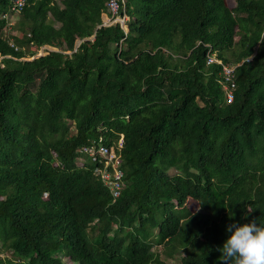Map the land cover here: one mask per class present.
I'll return each mask as SVG.
<instances>
[{
    "label": "trees",
    "instance_id": "16d2710c",
    "mask_svg": "<svg viewBox=\"0 0 264 264\" xmlns=\"http://www.w3.org/2000/svg\"><path fill=\"white\" fill-rule=\"evenodd\" d=\"M13 1L0 0V264H222L226 225L264 226V0H125L126 32L101 25L107 0ZM55 24L62 49L36 55ZM204 44L236 65L229 103ZM100 136L122 158L116 199L73 165Z\"/></svg>",
    "mask_w": 264,
    "mask_h": 264
},
{
    "label": "built area",
    "instance_id": "2783aa9c",
    "mask_svg": "<svg viewBox=\"0 0 264 264\" xmlns=\"http://www.w3.org/2000/svg\"><path fill=\"white\" fill-rule=\"evenodd\" d=\"M24 0H14L13 6H11V13L20 9ZM125 0H107L106 12L102 18L101 25L108 26L112 23H118L119 26L126 32L127 31V19L126 15L117 16L118 11ZM9 12V13H10ZM102 14V15H103ZM207 48L205 56V64H217L220 66L219 83L224 91L225 101L231 102L233 99L234 88V69L236 65L223 63L218 58L216 51L209 44H204ZM247 58L246 60H250ZM122 146V135L118 140V148ZM80 157L76 158L81 163L83 168H91L95 176H97L105 187L108 188L109 193L113 199L120 196L123 188L125 187L124 172L121 167L122 158L113 146H107L104 143V137L100 136L98 139H93L89 144L82 146L78 150ZM88 160L85 161L84 159Z\"/></svg>",
    "mask_w": 264,
    "mask_h": 264
},
{
    "label": "clouds",
    "instance_id": "9594fccd",
    "mask_svg": "<svg viewBox=\"0 0 264 264\" xmlns=\"http://www.w3.org/2000/svg\"><path fill=\"white\" fill-rule=\"evenodd\" d=\"M226 231L230 235L218 248L222 264H264V226L254 219L226 225Z\"/></svg>",
    "mask_w": 264,
    "mask_h": 264
},
{
    "label": "rangeland",
    "instance_id": "374dc122",
    "mask_svg": "<svg viewBox=\"0 0 264 264\" xmlns=\"http://www.w3.org/2000/svg\"><path fill=\"white\" fill-rule=\"evenodd\" d=\"M226 4H227V6L229 7V8H233L234 6H235V2L233 1V0H226ZM7 17H9V15H7ZM105 17V15L103 14L102 15V18H104ZM14 20V19H13ZM56 28H57V24H55L54 26H53V28H52V36H54L53 38H52V45H44V46H42V47H39V48H35V50H36V55H42V54H44L45 53V51L46 50H60V49H62V47H63V45H62V39L61 38H57L56 36H55V30H56ZM4 31L7 33V32H11L12 30H11V28H10V26H7L5 29H4ZM12 33H16V34H20L21 33V30H17V31H13ZM237 38V36H235V38L234 39H236ZM31 47H33V46H31ZM73 165L74 166H77V167H81V163L78 161V160H75L74 162H73ZM170 172H172L171 170H170ZM184 206L189 210V211H191V212H196L197 211V209H198V203L196 202V201H194V200H192V199H186V201H184ZM152 250L154 251V250H156V251H161L162 250V246L161 245H159V246H157V247H153L152 248ZM6 254H3V255H1V256H5Z\"/></svg>",
    "mask_w": 264,
    "mask_h": 264
},
{
    "label": "bare ground",
    "instance_id": "6f19581e",
    "mask_svg": "<svg viewBox=\"0 0 264 264\" xmlns=\"http://www.w3.org/2000/svg\"><path fill=\"white\" fill-rule=\"evenodd\" d=\"M107 188V187H106Z\"/></svg>",
    "mask_w": 264,
    "mask_h": 264
}]
</instances>
